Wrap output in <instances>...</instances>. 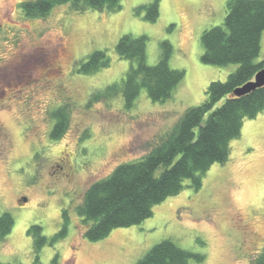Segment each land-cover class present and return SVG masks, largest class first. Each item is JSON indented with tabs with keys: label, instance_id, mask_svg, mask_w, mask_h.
Instances as JSON below:
<instances>
[{
	"label": "rangeland",
	"instance_id": "rangeland-1",
	"mask_svg": "<svg viewBox=\"0 0 264 264\" xmlns=\"http://www.w3.org/2000/svg\"><path fill=\"white\" fill-rule=\"evenodd\" d=\"M23 1L0 0V214L9 211L15 220L0 240V262L35 264L29 228L40 224L51 238L66 211V236L43 246L36 264L56 255L60 264H137L165 239L205 255L192 264H252L264 249V110L245 120L229 159L205 172L199 190L185 180L181 192L155 205L141 223L91 241L78 213L93 181L148 153L186 109L204 102L211 81H225L238 68L202 61L201 35L223 24L228 0H159L155 21L137 8L156 0H121L117 12L59 4L43 17L26 16ZM126 33L148 36L151 65L169 40V65L184 69L185 77L166 101H153L142 89L131 108L121 94L88 105L94 90L120 81L130 68L132 61L116 51ZM97 49L107 50L110 65L78 73L79 61ZM263 59L264 30L255 62ZM63 105L69 125L53 140L52 113Z\"/></svg>",
	"mask_w": 264,
	"mask_h": 264
},
{
	"label": "trees",
	"instance_id": "trees-1",
	"mask_svg": "<svg viewBox=\"0 0 264 264\" xmlns=\"http://www.w3.org/2000/svg\"><path fill=\"white\" fill-rule=\"evenodd\" d=\"M69 4L72 11L89 9L117 12L121 0H24L21 7L28 17H43L53 7ZM227 15L222 25L205 29L201 35L204 47L202 61L206 64L227 65L237 63L238 68L225 81L213 80L206 89V99L198 106L189 107L179 121L151 150L140 159L123 162L107 176L93 181L84 193L78 208L86 225L85 236L91 241L105 238L118 227L141 223L153 214L155 205L169 196L181 192L185 180L199 190L203 175L214 163H225L231 153V141L241 135L246 119L255 118L264 110V86L236 95L235 90L254 79L264 68V59L255 62L259 55L264 30V0H228ZM146 11V19L159 17V0L141 5L137 12ZM148 36L122 35L116 51L121 58L132 61L126 75L102 89L94 90L88 105L101 99L111 101L122 95L125 106H134L142 89L153 101H166L185 77L184 69L169 65L173 53L172 43L161 42L158 63L147 62ZM136 62V64H134ZM110 65L106 49H97L79 61L78 73L92 74ZM55 120L51 138L63 136L69 125L70 113L66 105L52 113ZM68 216L64 211L61 230L49 238L40 224H33L28 233L35 238V264L40 251L47 243L66 236ZM15 220L9 211L0 214V240L6 238ZM205 255L178 246L171 239L154 245L137 264H192L202 263ZM0 264H22L4 263ZM46 264H60L56 255ZM252 264H264V249Z\"/></svg>",
	"mask_w": 264,
	"mask_h": 264
},
{
	"label": "water",
	"instance_id": "water-1",
	"mask_svg": "<svg viewBox=\"0 0 264 264\" xmlns=\"http://www.w3.org/2000/svg\"><path fill=\"white\" fill-rule=\"evenodd\" d=\"M261 86H264V68L260 69L255 74L254 79H252L251 81H248L243 86L238 87L235 90V94L240 96V95L246 94V93L252 91L253 89H255L257 87H261Z\"/></svg>",
	"mask_w": 264,
	"mask_h": 264
}]
</instances>
